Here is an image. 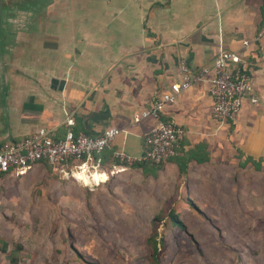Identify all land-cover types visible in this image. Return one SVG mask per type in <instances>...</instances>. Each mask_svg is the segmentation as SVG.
<instances>
[{"label":"crops","instance_id":"1","mask_svg":"<svg viewBox=\"0 0 264 264\" xmlns=\"http://www.w3.org/2000/svg\"><path fill=\"white\" fill-rule=\"evenodd\" d=\"M5 1L18 3L0 0V144L39 127L55 137L116 127L113 142L93 155L104 170L100 185L127 166L116 150L139 156L144 136L172 121L184 137L162 171L183 177L188 192L208 194L224 178L262 172L252 162L264 167V0H23L18 11L5 9ZM222 50L239 55L257 97L244 98L234 121L212 118L203 82L166 104L158 119L133 121L180 79L181 61L198 69Z\"/></svg>","mask_w":264,"mask_h":264},{"label":"rangeland","instance_id":"2","mask_svg":"<svg viewBox=\"0 0 264 264\" xmlns=\"http://www.w3.org/2000/svg\"><path fill=\"white\" fill-rule=\"evenodd\" d=\"M129 165L100 185L43 163L0 176V264H14L13 250L16 264H264L263 172L205 194Z\"/></svg>","mask_w":264,"mask_h":264},{"label":"built area","instance_id":"3","mask_svg":"<svg viewBox=\"0 0 264 264\" xmlns=\"http://www.w3.org/2000/svg\"><path fill=\"white\" fill-rule=\"evenodd\" d=\"M231 64L236 66L235 72L231 69ZM178 74V81L170 83L168 89L148 107L133 114L134 122L146 117L158 119L166 104L174 102L182 92L199 82L208 84L213 100L212 118L220 123H229L236 119L245 97L248 96L252 103L257 102L251 74L234 52L222 50L211 65L194 70L181 61L178 64ZM66 123L73 125V118H68ZM119 132L116 127H108L98 135L75 133L68 129L63 136L55 137L51 130L39 127L19 140L0 144V172L5 175L23 174L39 163H47L54 171L64 174H72L75 170H95L98 164L93 162V155L107 148ZM183 137L184 129L179 124L159 121L144 136L143 149L139 156H131L120 150H116L113 155L125 163L148 161L164 164L177 155Z\"/></svg>","mask_w":264,"mask_h":264},{"label":"trees","instance_id":"4","mask_svg":"<svg viewBox=\"0 0 264 264\" xmlns=\"http://www.w3.org/2000/svg\"><path fill=\"white\" fill-rule=\"evenodd\" d=\"M186 155L189 156V157H187V159H190L191 157H195V156H192L190 152H188ZM173 157H175V156H173ZM175 160H176V163L178 164L179 173H183L185 171L184 162L177 161L178 160L177 158ZM197 160H199V159H197ZM252 163H253L254 168L256 170H261L264 173V167L262 165H260L259 162H255L254 161ZM123 164L124 165H129L130 164L129 166H132V167H140L142 169V171L144 172V174H149V175H152V176H157L158 171L161 170L162 165H163V164H153V163L148 162V161L134 162V163H129V164L124 162ZM44 165H46V166L51 168V166H49L47 163H44ZM4 175H5L4 173L0 172V176H4ZM172 222L174 224L178 225L182 229L186 228L185 224L180 219H178V217L175 214H172ZM156 225L157 224H154V227H156ZM155 229H154V232H153V236L154 237L157 234ZM151 241H152V242H150L151 243V247H152L151 253L154 254V255H158L160 253L161 249L158 248V245H157V242H156L155 238L153 240L151 239ZM15 247H16V250H17L18 248H20V245L16 244ZM6 250H7V242L3 241V243H2V251H6ZM14 251L15 250H13L9 254V260H10V262L16 264L17 263V258L12 255L14 253Z\"/></svg>","mask_w":264,"mask_h":264},{"label":"bare ground","instance_id":"5","mask_svg":"<svg viewBox=\"0 0 264 264\" xmlns=\"http://www.w3.org/2000/svg\"><path fill=\"white\" fill-rule=\"evenodd\" d=\"M74 172L78 175V177L82 179H86L87 177H94L95 175H97L98 177L99 175V169L97 168L95 170H90V171H87L86 169L85 170H75Z\"/></svg>","mask_w":264,"mask_h":264},{"label":"flooded vegetation","instance_id":"6","mask_svg":"<svg viewBox=\"0 0 264 264\" xmlns=\"http://www.w3.org/2000/svg\"><path fill=\"white\" fill-rule=\"evenodd\" d=\"M23 0H18V3H11V2H4V7H5V9H8V10H14V11H18L19 9H20V7L22 6V9H23V6H24V4H26V3H24L23 4V2H22ZM18 4V5H17ZM23 4V5H22ZM15 7V8H14ZM24 9H26V7L24 8ZM26 11V10H25Z\"/></svg>","mask_w":264,"mask_h":264}]
</instances>
